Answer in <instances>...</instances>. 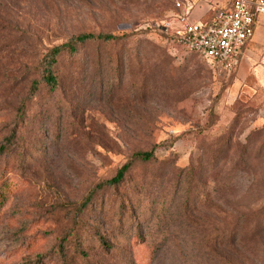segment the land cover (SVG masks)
<instances>
[{
  "label": "rangeland",
  "instance_id": "374dc122",
  "mask_svg": "<svg viewBox=\"0 0 264 264\" xmlns=\"http://www.w3.org/2000/svg\"><path fill=\"white\" fill-rule=\"evenodd\" d=\"M227 2L0 0V264H264L257 63L222 71L165 28ZM81 33L126 37L62 55L59 87L27 99Z\"/></svg>",
  "mask_w": 264,
  "mask_h": 264
},
{
  "label": "built area",
  "instance_id": "2783aa9c",
  "mask_svg": "<svg viewBox=\"0 0 264 264\" xmlns=\"http://www.w3.org/2000/svg\"><path fill=\"white\" fill-rule=\"evenodd\" d=\"M264 13V0H232L230 6L216 11L208 21L179 18L168 23L175 41L197 52L211 65L231 72L240 63L242 53L254 36L257 17Z\"/></svg>",
  "mask_w": 264,
  "mask_h": 264
},
{
  "label": "trees",
  "instance_id": "16d2710c",
  "mask_svg": "<svg viewBox=\"0 0 264 264\" xmlns=\"http://www.w3.org/2000/svg\"><path fill=\"white\" fill-rule=\"evenodd\" d=\"M126 36H116L110 33H81L77 36L71 37L66 43L53 47L42 59L40 62V78L34 80L31 84L29 94L27 99L32 98L39 91L40 86L43 84L49 90H56L60 85V78L55 72V68L64 54H74L78 47L84 45L88 42H103L110 43L119 41ZM174 39V38H173ZM175 41V39H174ZM176 42V41H175ZM183 47V46H182ZM184 48V47H183ZM186 49V48H185ZM187 50V49H186ZM189 51V50H188ZM191 52V51H189ZM201 56L197 52H192ZM202 57V56H201ZM156 158L155 149L149 151L137 152L132 158H130L113 176L111 179L106 180L102 183L97 184L91 192L88 194L86 199L78 207L79 211H82L87 207V205L94 199V197L102 190L112 186L120 185L126 178L127 174L133 169L134 164L139 162H150ZM102 244L107 248L108 242L104 239H101Z\"/></svg>",
  "mask_w": 264,
  "mask_h": 264
},
{
  "label": "crops",
  "instance_id": "0c3cea01",
  "mask_svg": "<svg viewBox=\"0 0 264 264\" xmlns=\"http://www.w3.org/2000/svg\"><path fill=\"white\" fill-rule=\"evenodd\" d=\"M231 2L232 0H228L227 3L223 4V6H219V8L214 9V14L216 13L218 9L226 8L230 6ZM202 15L203 14L199 16L200 18L196 19L193 16H191L189 12H187L186 15H184V17L183 16L181 17L186 18L187 20H190V21H195V22L196 21H208L213 17L211 16L209 19L203 20L201 19ZM254 61L257 63V65L254 66L253 68V73L257 80V85L259 88L264 89V13L260 14L257 17V23H256L254 36L251 39V41L247 44V46L245 47L242 53L241 59H240V63L236 69H239L238 72L245 73V71H247L248 65Z\"/></svg>",
  "mask_w": 264,
  "mask_h": 264
}]
</instances>
